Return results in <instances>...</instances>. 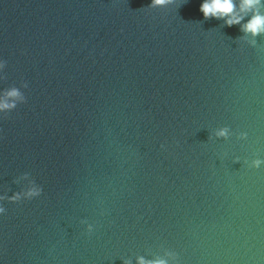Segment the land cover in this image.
<instances>
[{
	"label": "water",
	"instance_id": "water-1",
	"mask_svg": "<svg viewBox=\"0 0 264 264\" xmlns=\"http://www.w3.org/2000/svg\"><path fill=\"white\" fill-rule=\"evenodd\" d=\"M151 2L0 0V264H264V34Z\"/></svg>",
	"mask_w": 264,
	"mask_h": 264
},
{
	"label": "clouds",
	"instance_id": "clouds-1",
	"mask_svg": "<svg viewBox=\"0 0 264 264\" xmlns=\"http://www.w3.org/2000/svg\"><path fill=\"white\" fill-rule=\"evenodd\" d=\"M176 0H152L149 7H164L168 4L175 3ZM262 0H241L239 10L241 13L247 14L248 12H253L251 19L248 20L247 23L243 24L241 27V31L250 34L252 37H257L261 34H264V14H261L258 10V6L261 5ZM237 6L234 3V0H203L200 5L199 11L203 13L205 19L216 18L223 19L225 24L228 27H231L235 24H240L244 19L243 15L236 14ZM255 10V11H253ZM5 67V62L0 61V68ZM22 87L26 88L27 83H24ZM6 96L9 98H15L20 103L25 102V96L23 92L17 88L12 87L6 91ZM14 101L8 102L7 100H0V112H10L17 107V103ZM232 133L230 129L225 126L219 128L215 135L217 138H223L227 140ZM247 133L241 132L238 135V139H246ZM261 165H264V160L262 159H254L251 162L250 167L252 168H260ZM25 175H28L27 173ZM42 193V188L37 186L34 181L31 182V186L27 189V191L23 195V199H32L40 196ZM9 202H20L21 195L19 193L13 194L11 197L7 198ZM5 212V208L0 206V214ZM82 223H87L86 221H82ZM94 231V226L92 224H87V232L91 234ZM139 264H167L165 260H153L146 261L143 258L139 259Z\"/></svg>",
	"mask_w": 264,
	"mask_h": 264
}]
</instances>
